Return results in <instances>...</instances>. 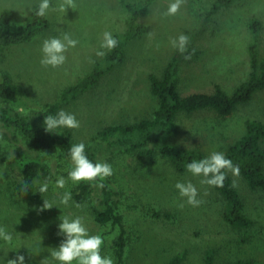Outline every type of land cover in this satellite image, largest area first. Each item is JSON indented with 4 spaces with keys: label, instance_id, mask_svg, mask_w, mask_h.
<instances>
[{
    "label": "rangeland",
    "instance_id": "374dc122",
    "mask_svg": "<svg viewBox=\"0 0 264 264\" xmlns=\"http://www.w3.org/2000/svg\"><path fill=\"white\" fill-rule=\"evenodd\" d=\"M130 4L148 6L139 18L145 25L144 33L125 46V62L113 68L97 86L81 93L61 105L60 110L75 114L80 122L78 129H69L73 143H93L105 126L128 124L150 117L157 99L149 89V75L159 76L165 64L177 49L170 39L181 34L189 37V45L200 53L179 65V91L182 95L211 92L219 85L227 93L244 81L250 72L248 44L252 34L248 22L255 17L264 27V0H241L229 8L209 15L208 9L215 0H184L179 12L167 16L173 0H126ZM61 0H51L57 8ZM40 0H0V12L9 8L14 12L13 25L24 23L32 7ZM75 10L65 13L49 11V26L32 41L0 49V73H9L18 86L24 110H40L56 102L63 88L85 76L102 57L103 33L113 36L126 31L128 13L121 0H75ZM68 33L79 41L66 53V62L57 68L43 67L41 47L45 39L61 38ZM22 105V107H23ZM59 110V111H60ZM258 119L264 122V90L239 106L230 116L220 117L212 110H202L178 119L180 133L173 138L180 147L201 150L206 156L212 152L224 153L226 148L245 132V122ZM0 129V227L12 234L11 243L0 240V264L17 254L25 256V264H59L51 257L63 236H58L59 218L82 217L89 234L104 239L102 255L113 254V241L118 231L111 225L95 222L92 208L100 200V187L82 202L72 196L67 206L60 198L67 191L72 195L76 185L68 178L71 158L44 155L46 176L37 181L29 198L15 192L18 176L7 166L17 147L29 148L22 140L14 145L4 141ZM99 162L109 163L114 174L103 182H110L118 193L119 210L128 236V245L122 264H167L174 256L183 254L180 264H204L205 253L215 251L216 263L237 259H254L264 264V191L251 190L244 179L233 176L245 204V214L253 223L247 229L229 226L222 218L221 199L202 177L191 173L177 174L172 167L158 160L138 165L128 156L114 157L102 153ZM60 177L67 181L64 188L56 187ZM47 179V193L40 194L39 186ZM82 182V181H81ZM87 182V181H85ZM177 182H191L196 186L198 199L204 202L192 207L180 197ZM54 204L42 212L38 209L43 200ZM184 203V207L178 204ZM79 204L80 207L75 205ZM157 212L161 216L156 217ZM168 213L170 216L164 217ZM75 264V262H73Z\"/></svg>",
    "mask_w": 264,
    "mask_h": 264
},
{
    "label": "trees",
    "instance_id": "16d2710c",
    "mask_svg": "<svg viewBox=\"0 0 264 264\" xmlns=\"http://www.w3.org/2000/svg\"><path fill=\"white\" fill-rule=\"evenodd\" d=\"M241 0H215L208 9L212 15L221 9L229 8ZM128 13L126 31L115 35L118 45L107 51L102 60L74 84L62 89L56 102L48 104L40 110L26 111L21 99V93L9 73H0V129L4 141L10 144H20L22 140L29 148L17 147L13 156L7 161L8 168L18 176L15 192L21 198H29L35 191L37 181L47 177L44 155H60L70 158L69 149L72 135L67 128L55 129L53 133L45 130L43 121L47 115H55L62 104L76 98L81 93L94 88L100 80L110 73L114 67L125 62V46L138 38L145 31V25L139 22L148 6L143 3L130 4L121 0ZM38 4L32 7L31 13L24 23L13 25L14 12L5 8L0 12V49L28 43L49 26L47 16L41 18L35 15ZM252 40L248 44L250 72L248 77L237 85L231 93L216 85L211 92H195L182 95L179 91V65L186 61L184 55L191 53V58L199 55L197 49L188 45V53L181 54L178 50L165 64L159 76L150 74L149 89L157 99V106L150 117L142 118L128 124L108 125L97 134L93 143H84L86 153L93 163L99 162L100 154L109 153L114 157H131L138 165L162 160L168 163L179 175L189 173L185 165L192 160H199L206 155L198 149L180 147L173 138L180 133L178 119L181 115H190L202 110H212L220 117L230 116L239 106L249 103L253 97L264 90V27L260 20L253 17L248 22ZM23 105V107H22ZM59 133V134H57ZM240 169L239 175L244 179L249 189L264 191V122L258 119H248L245 122L244 134L230 144L225 152ZM47 180V179H46ZM27 182L29 190H23ZM97 182H79L72 196L77 202H82L94 191ZM100 188V200L93 206L92 213L96 223L111 225L118 231L113 241V254L116 264H122L128 245V236L119 210L118 193L110 188V182H103ZM221 199L222 218L229 226L247 229L253 223L245 214V204L239 191L227 173V179L222 188L211 186ZM156 217L161 214L154 212ZM169 217L168 213L163 214ZM215 251L209 249L205 253L204 264H256L254 259H237L234 261L216 263ZM183 254L174 256L167 264H180ZM30 264H38L33 261Z\"/></svg>",
    "mask_w": 264,
    "mask_h": 264
},
{
    "label": "clouds",
    "instance_id": "9594fccd",
    "mask_svg": "<svg viewBox=\"0 0 264 264\" xmlns=\"http://www.w3.org/2000/svg\"><path fill=\"white\" fill-rule=\"evenodd\" d=\"M184 0H173L168 5L165 15H176ZM71 8L75 10V0H61L57 8H53L51 0H40L38 10L35 15L45 18L49 11H59L61 13L67 12ZM189 37L181 34L175 38L170 39V44L177 49L181 54L188 53ZM79 43L78 40L73 39L68 33L63 34L61 38L52 37L45 39L42 42L41 53L42 58L40 64L43 67L57 68L66 62V53L70 48H74ZM118 40L110 33H103V39L100 44L101 49L108 51L113 50L118 45ZM96 55L102 57L105 55L103 50L97 51ZM185 60L191 59V53L184 55ZM45 130L53 133L55 129H78L80 122L77 120L75 114L66 112L64 110L58 111L55 115H47L43 121ZM59 134V133H57ZM69 156L72 162V168L68 172V178L73 183L81 181L93 182L96 181L97 187L103 188V181L114 174V170L109 163L96 162L88 158L86 153V145L83 142L72 144L69 149ZM186 170L194 177H202L200 183L209 186L222 188L224 181L227 179V173L230 172L233 176H239L240 169L238 165H234L231 159L226 158L222 152H212L210 155L199 159L192 160L185 165ZM67 181L60 177L56 180L57 188H64ZM49 182L45 180L38 188L40 194L47 193ZM175 188L178 190L180 197L185 198L186 203L192 207H199L204 201L198 199L199 193L195 185L191 182L182 183L177 182ZM25 193L28 192L29 186L27 182L23 185ZM72 200L70 192H65L60 198V204L67 206ZM80 207L79 204L75 205ZM184 203L178 204V207L183 208ZM54 204L47 199L43 200L42 206L38 211L42 212L46 209H51ZM58 225V236H63L64 239L60 242L58 248L51 251V257L58 261L59 264H115L111 255H102V246L104 239L101 235L89 234L82 217L72 218L71 216H63ZM13 237L4 227H0V240L6 243H11ZM7 264H25V256L17 254L14 258L8 259ZM41 264H48L47 259L43 260Z\"/></svg>",
    "mask_w": 264,
    "mask_h": 264
}]
</instances>
